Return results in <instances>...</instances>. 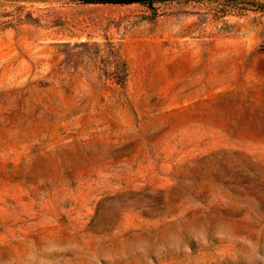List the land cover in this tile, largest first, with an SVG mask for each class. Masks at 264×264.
I'll list each match as a JSON object with an SVG mask.
<instances>
[{
  "label": "rangeland",
  "instance_id": "obj_1",
  "mask_svg": "<svg viewBox=\"0 0 264 264\" xmlns=\"http://www.w3.org/2000/svg\"><path fill=\"white\" fill-rule=\"evenodd\" d=\"M0 264H264V0H0Z\"/></svg>",
  "mask_w": 264,
  "mask_h": 264
},
{
  "label": "water",
  "instance_id": "obj_2",
  "mask_svg": "<svg viewBox=\"0 0 264 264\" xmlns=\"http://www.w3.org/2000/svg\"><path fill=\"white\" fill-rule=\"evenodd\" d=\"M106 2H121V3H136L142 2L143 0H105Z\"/></svg>",
  "mask_w": 264,
  "mask_h": 264
},
{
  "label": "trees",
  "instance_id": "obj_3",
  "mask_svg": "<svg viewBox=\"0 0 264 264\" xmlns=\"http://www.w3.org/2000/svg\"><path fill=\"white\" fill-rule=\"evenodd\" d=\"M113 3H118V2H113Z\"/></svg>",
  "mask_w": 264,
  "mask_h": 264
}]
</instances>
